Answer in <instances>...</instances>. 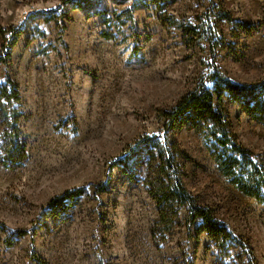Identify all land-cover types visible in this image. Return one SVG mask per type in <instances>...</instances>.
<instances>
[{
  "label": "rangeland",
  "instance_id": "374dc122",
  "mask_svg": "<svg viewBox=\"0 0 264 264\" xmlns=\"http://www.w3.org/2000/svg\"><path fill=\"white\" fill-rule=\"evenodd\" d=\"M93 1L80 10L67 0H0V26L24 30L10 63H0V85L7 75L20 85L28 145L19 168L0 165V264H246L240 248L224 255L207 234L197 238L195 227L187 230L185 210L173 231L164 230L145 183L146 155L131 161L137 180L117 166L109 175L110 163L130 144L163 131L162 112L214 67L236 83L264 80V0ZM134 3L135 24H121L116 16ZM213 5L255 27L250 33L220 21L224 45L215 56L203 39L190 46L182 27L197 26ZM167 17L180 24L166 26ZM9 40L10 33H0V53ZM227 108L238 141L264 161V125L236 105ZM171 136L187 155V188L235 236L249 240L264 264V204L221 174L194 129ZM107 179L108 191L98 192ZM79 187L86 194L65 214H47L53 198ZM42 224L36 236L17 235Z\"/></svg>",
  "mask_w": 264,
  "mask_h": 264
},
{
  "label": "trees",
  "instance_id": "16d2710c",
  "mask_svg": "<svg viewBox=\"0 0 264 264\" xmlns=\"http://www.w3.org/2000/svg\"><path fill=\"white\" fill-rule=\"evenodd\" d=\"M73 9L85 10L94 5L93 0H67ZM170 0H146L145 4L155 3L158 6ZM136 3L116 16L121 24L127 19L135 24ZM96 14H104L97 11ZM197 26L182 23L184 37L190 46L197 45L199 40L206 41L213 52L223 46V31L220 21L233 24L236 30L255 32V27L235 22L230 12L221 6H211L199 16ZM164 24L179 25L175 18H164ZM167 20V21H166ZM120 32L121 29L119 28ZM0 33H10V40L3 46L0 53V63H10L13 50L20 41L24 30L22 28L2 27ZM106 39L116 40V33L103 31ZM136 40H139V38ZM149 40V39H147ZM141 48L135 46V53ZM214 72L203 80L195 90L185 94L180 101L168 111H163L164 128L161 133L145 135L130 144L124 153L110 163V175L114 167L122 170L131 180H137L136 170L132 160L146 155L149 172L145 183L149 196L155 201L159 212V221L164 230L171 232L179 221L182 211H186V228L189 231L195 227L197 238L203 234L213 240L222 254L229 255L231 250L240 248L247 259L246 264H258L254 248L249 240L235 236L228 227L214 215L211 207L200 205L196 196L187 188L184 181V164L182 157L187 156L171 134L188 127L194 129L205 141L211 156L216 162L221 174L244 194L255 198L264 204V161L243 146L233 130V121L228 104H233L252 120L264 125V80L254 84L236 83L214 67ZM211 82L212 86L208 85ZM24 99L19 83L7 75L0 85V115L4 128L0 138V165L5 168H19L28 158V145L23 130L25 113ZM110 179L98 185V192H107ZM86 194L85 187L74 188L53 198L47 206L48 215L60 217L65 214L78 198ZM199 223V225H197ZM22 229L17 231L19 237L36 236L38 229ZM9 245H12L9 242ZM192 264V263H191Z\"/></svg>",
  "mask_w": 264,
  "mask_h": 264
}]
</instances>
